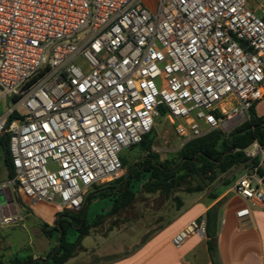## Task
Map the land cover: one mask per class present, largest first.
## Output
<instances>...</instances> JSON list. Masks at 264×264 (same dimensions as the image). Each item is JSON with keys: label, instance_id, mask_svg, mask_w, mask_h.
Returning a JSON list of instances; mask_svg holds the SVG:
<instances>
[{"label": "built area", "instance_id": "2783aa9c", "mask_svg": "<svg viewBox=\"0 0 264 264\" xmlns=\"http://www.w3.org/2000/svg\"><path fill=\"white\" fill-rule=\"evenodd\" d=\"M0 88L15 171L0 193L78 213L159 117L183 145L250 121L264 100V18L247 0H0ZM245 154L238 219L264 210V147ZM206 233L200 216L171 244Z\"/></svg>", "mask_w": 264, "mask_h": 264}, {"label": "crops", "instance_id": "0c3cea01", "mask_svg": "<svg viewBox=\"0 0 264 264\" xmlns=\"http://www.w3.org/2000/svg\"><path fill=\"white\" fill-rule=\"evenodd\" d=\"M255 111L264 116V100L257 103ZM249 169L246 162L230 170L226 180L217 183L218 178L209 189L187 192L180 197L176 207L170 208L165 225L134 250L122 252L114 247L97 251L82 244L66 264H214L209 251L211 242H216L215 258L219 264H264V210L251 208L250 217L238 219L236 216L238 211L249 207L247 201L233 191L237 181ZM58 214L54 205H32L25 200L12 202L9 194L0 196V228L7 231L6 235L0 234V250H5L3 260L9 263L15 258L45 259L57 244L54 237L43 233L37 221L53 227ZM200 216L207 221L206 237H190L181 248H175L171 238ZM6 218H12L13 222L5 225L3 220ZM29 229L34 231V236L23 241L22 232L27 234ZM25 243L29 248H25Z\"/></svg>", "mask_w": 264, "mask_h": 264}, {"label": "trees", "instance_id": "16d2710c", "mask_svg": "<svg viewBox=\"0 0 264 264\" xmlns=\"http://www.w3.org/2000/svg\"><path fill=\"white\" fill-rule=\"evenodd\" d=\"M256 106L257 104L250 111V121L243 123L227 135L222 130H216L201 139L185 144L176 158L171 161H161L160 156L152 151L155 131L153 130L146 135L136 147L147 152L148 155L139 165L129 169L123 184L119 188H99L97 186L96 190L86 197L80 212L64 211L59 213L53 227L40 220L42 231L48 237H54L57 240L59 229L63 231L59 244L51 251V253L56 252L51 257V253L45 257V259L49 258L48 264H66L81 249L83 239L90 234L91 225L83 217L89 202L100 197H111L114 201L112 212H116L129 203L133 196L130 183L134 174L136 177H139L140 174L148 177L144 187L149 193L160 190L171 192L175 187L180 186V182L185 180L194 184L193 187L186 190L188 193H199L215 183L219 175L227 174L230 170L245 164L248 161L245 154L246 149L254 143L264 147V116H259L256 113ZM1 161L7 171V178H13L15 171L12 166L7 136L0 139ZM254 163L256 164L257 161ZM125 164L126 160H122V165ZM175 200L180 203L179 198H175ZM70 229H75L76 232V237L71 242L67 239V233ZM209 251L213 263L219 264L215 258L216 242L209 244ZM33 261V257L15 258L8 264H32ZM45 262L46 260L44 263L36 262L35 264H45ZM1 264L3 263L1 262Z\"/></svg>", "mask_w": 264, "mask_h": 264}, {"label": "rangeland", "instance_id": "374dc122", "mask_svg": "<svg viewBox=\"0 0 264 264\" xmlns=\"http://www.w3.org/2000/svg\"><path fill=\"white\" fill-rule=\"evenodd\" d=\"M247 2L250 9L264 18V0H247ZM9 106L10 104L7 100L0 101V115L4 114ZM163 112L161 111L160 115ZM239 126H228L222 132L227 135ZM154 131L155 139L152 151L160 156L161 161L175 159L184 145L181 139L176 136L171 125L163 119V116L157 119ZM147 155V152L141 151L136 146L124 150L121 154V159L126 160V164L123 165L120 177L115 181L106 182L98 187L119 188L123 184L129 169L139 165ZM228 175H230V172L219 175L217 183L226 180ZM6 177L7 171L1 161L0 182L4 181ZM147 180L148 177L146 175L140 174L139 177H136L135 174L133 175L130 183V190L133 192V196L126 206L116 212H112L114 201H112L111 197H100L96 199L97 201L89 202L88 209L84 212L83 217L91 225L90 233L93 234L88 236L86 241L82 243L84 247L94 248L97 251L109 250L114 247L122 252L134 250L165 225L169 218L167 213L171 207H176L177 205L175 198L180 199V197L186 195V190L189 187L194 186L189 180H185L180 182V186L175 187L171 192L160 190L155 193H149L144 187V183ZM98 215L100 216L97 217ZM37 223L41 227L40 220ZM1 233L6 235L7 231H3L0 228ZM22 235V240L27 242L29 238L32 239L34 236V231L29 229L27 234L22 232ZM75 237V229H70L67 233L68 241H73ZM25 248H29L27 243H25ZM4 252L5 250H0V262L8 264L7 260H3L5 257Z\"/></svg>", "mask_w": 264, "mask_h": 264}, {"label": "water", "instance_id": "95a60500", "mask_svg": "<svg viewBox=\"0 0 264 264\" xmlns=\"http://www.w3.org/2000/svg\"><path fill=\"white\" fill-rule=\"evenodd\" d=\"M0 90H1V88H0ZM0 196H3V194L0 193ZM14 201H15V200L12 199V202H14ZM86 210H87V208L85 209V211H86ZM62 235H63V231H62L61 229H59V237H58V239L56 240V244H57V245L59 244V240H60V238L62 237ZM58 249H59V247H58ZM55 252H56V251H55ZM55 252L51 253V254H50V257H51ZM45 260H46L45 264H48V263H49V258H48V259H35V260L33 261L32 264H35L36 262L44 263ZM0 264H1V262H0Z\"/></svg>", "mask_w": 264, "mask_h": 264}, {"label": "flooded vegetation", "instance_id": "af4514ba", "mask_svg": "<svg viewBox=\"0 0 264 264\" xmlns=\"http://www.w3.org/2000/svg\"><path fill=\"white\" fill-rule=\"evenodd\" d=\"M1 246H2V245H1V243H0V249H1Z\"/></svg>", "mask_w": 264, "mask_h": 264}]
</instances>
